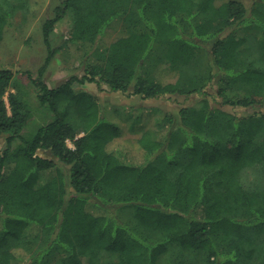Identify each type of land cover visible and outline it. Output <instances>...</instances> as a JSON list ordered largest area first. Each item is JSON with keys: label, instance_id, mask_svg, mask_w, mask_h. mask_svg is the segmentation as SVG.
Listing matches in <instances>:
<instances>
[{"label": "trees", "instance_id": "16d2710c", "mask_svg": "<svg viewBox=\"0 0 264 264\" xmlns=\"http://www.w3.org/2000/svg\"><path fill=\"white\" fill-rule=\"evenodd\" d=\"M20 10L0 0V43ZM65 17L83 75L51 87ZM42 26L46 63L21 73L52 115L34 133L0 68V264H264V0H63ZM86 83L200 100L178 119Z\"/></svg>", "mask_w": 264, "mask_h": 264}, {"label": "rangeland", "instance_id": "374dc122", "mask_svg": "<svg viewBox=\"0 0 264 264\" xmlns=\"http://www.w3.org/2000/svg\"><path fill=\"white\" fill-rule=\"evenodd\" d=\"M27 1L28 10H20L15 15L12 23L5 28L4 36L0 43V68L8 67L16 71L18 73V81L24 85V89L28 93L27 97L30 100V106L33 108L34 116L26 127L25 132L32 134L39 126L49 122L52 119V115L49 110L40 106L32 84L29 82L27 76L21 73L23 71H31L33 75H36L41 66L46 63L49 56V49L43 39L42 25L47 18L54 15L55 7L63 0ZM70 26V19L65 17L57 24L51 36L52 55L44 77L45 81L51 87L60 85L73 74H78L79 76L83 75L80 61L76 60L77 54L74 56L76 49L71 47L70 51L67 47ZM117 29H121V23H117V25L110 28L109 31L111 33H116ZM110 38L112 39V37ZM81 88L96 94L103 104L116 107L125 106L128 108H159L164 112L173 114L175 118L178 119L180 110L183 106L200 100V97L197 95L191 97L182 95L170 96L166 98L144 100L136 95L102 90L95 83H86L81 86ZM226 109L231 110L229 107H226ZM239 112L244 113L246 110L240 109ZM5 145V138L0 137V153ZM69 145L73 146L71 142H69ZM39 154L46 156V152L43 150H40ZM19 264H21V262Z\"/></svg>", "mask_w": 264, "mask_h": 264}]
</instances>
